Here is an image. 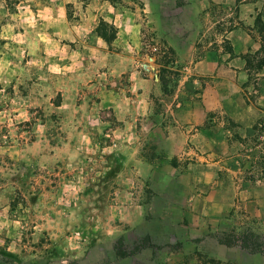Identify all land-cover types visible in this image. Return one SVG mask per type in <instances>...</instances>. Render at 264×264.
Listing matches in <instances>:
<instances>
[{
	"label": "rangeland",
	"instance_id": "374dc122",
	"mask_svg": "<svg viewBox=\"0 0 264 264\" xmlns=\"http://www.w3.org/2000/svg\"><path fill=\"white\" fill-rule=\"evenodd\" d=\"M113 1L140 17L150 114L125 119L132 133L105 136V151L78 149L79 163L56 166L38 141L59 127L56 87L35 102L43 91L29 78L0 82V111L29 110L0 116V201L17 221L0 264H264V67L248 63L264 48L253 27L264 0Z\"/></svg>",
	"mask_w": 264,
	"mask_h": 264
},
{
	"label": "crops",
	"instance_id": "0c3cea01",
	"mask_svg": "<svg viewBox=\"0 0 264 264\" xmlns=\"http://www.w3.org/2000/svg\"><path fill=\"white\" fill-rule=\"evenodd\" d=\"M123 2L0 0V82L22 84L29 78L31 85L43 91L41 96L30 95L35 102L45 100V86L56 87L59 96L52 109L59 127L40 134V160L49 157L56 166H72L81 161L76 159L78 149L105 151L109 148L105 136L132 133L135 124L129 120L150 114L154 82L151 86V75L145 72L153 62L147 63L149 57L141 51L139 14L135 9L122 8ZM100 21L116 30L110 44L96 31ZM119 77L127 82L125 86ZM24 109L20 108L17 115L0 111V116L13 120L29 113ZM107 117L122 125H108ZM122 145L115 139L112 143L116 149ZM133 162L139 164L135 159ZM49 195V191L42 192L43 199ZM7 196L6 190H0V200ZM40 199L36 205L39 213L47 206ZM67 211L75 212L69 205ZM9 212L10 206L0 201V241L16 228L17 221L8 218ZM44 224L51 223L36 222V228L44 229ZM7 243V250L15 251V240Z\"/></svg>",
	"mask_w": 264,
	"mask_h": 264
},
{
	"label": "trees",
	"instance_id": "16d2710c",
	"mask_svg": "<svg viewBox=\"0 0 264 264\" xmlns=\"http://www.w3.org/2000/svg\"><path fill=\"white\" fill-rule=\"evenodd\" d=\"M82 1H87V0H82ZM253 27L255 28L258 36L260 37V40L264 42V24L259 16L255 18ZM96 31L107 44H110L115 38L116 30L114 26L104 23L102 21L99 22L96 28ZM228 52L232 54V51L230 48L228 49ZM245 56H248V55H242V57H245ZM249 57H250V59L248 60L249 66H251V68L254 71L257 72L264 67V48L263 47L255 51ZM249 78H251V75ZM117 255L120 257H126L128 253H125V251H120L117 253ZM199 258L202 260V264H232L231 262L224 263L219 260L208 258L207 256H203L202 258L201 257Z\"/></svg>",
	"mask_w": 264,
	"mask_h": 264
},
{
	"label": "built area",
	"instance_id": "2783aa9c",
	"mask_svg": "<svg viewBox=\"0 0 264 264\" xmlns=\"http://www.w3.org/2000/svg\"><path fill=\"white\" fill-rule=\"evenodd\" d=\"M153 50H155V48H153Z\"/></svg>",
	"mask_w": 264,
	"mask_h": 264
}]
</instances>
